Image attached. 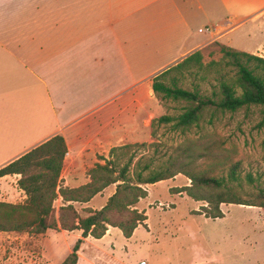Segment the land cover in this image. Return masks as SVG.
Wrapping results in <instances>:
<instances>
[{"label": "crops", "instance_id": "crops-1", "mask_svg": "<svg viewBox=\"0 0 264 264\" xmlns=\"http://www.w3.org/2000/svg\"><path fill=\"white\" fill-rule=\"evenodd\" d=\"M259 32L264 0H0V167L61 135L62 186L86 183L87 170L104 163L100 156L147 133L154 76L214 40L253 52L235 36L247 42ZM19 177H0V195L10 197L0 201L25 200ZM109 187L87 207L103 206ZM97 195L104 201L96 208ZM217 258L193 256L188 264Z\"/></svg>", "mask_w": 264, "mask_h": 264}, {"label": "rangeland", "instance_id": "rangeland-1", "mask_svg": "<svg viewBox=\"0 0 264 264\" xmlns=\"http://www.w3.org/2000/svg\"><path fill=\"white\" fill-rule=\"evenodd\" d=\"M263 34H251L247 42L240 41V35L235 38L240 45L251 47L253 52L250 53L264 57ZM222 45L217 40L211 41L203 52L198 50L202 67L194 63L180 68L173 65L164 81L188 90L197 88L202 94L210 95L218 89L221 76L231 77L235 72L234 66L226 63L228 59L221 52ZM155 96L157 103L153 118L163 114L176 116L187 105L184 100ZM261 118V107L253 105L234 112L205 107L199 121L184 130L175 128L174 121H155L137 141L152 145L137 149L133 163L143 155V159L151 160L153 166L159 165L170 154H175L178 146L207 149L209 155L195 163L196 169L226 178L229 162H238L240 184H229L242 198L256 200L258 190L264 188V127L258 125ZM248 174L252 176V183L247 181ZM63 180L60 185L64 184ZM189 182L187 176L178 173L169 179L143 184L146 195L134 206L138 210L146 209L150 230L141 224L128 240L118 228L108 226L100 237L105 236L102 240L92 236L84 239L88 245L81 244L84 248L78 253L77 264H115L114 259L127 264H140L141 259L147 264H188L193 256L218 257L210 264H264V207L222 203L220 208L224 216L211 219L194 212L205 204L203 201L190 198L184 191L176 193L170 189ZM113 188L115 184H111L106 192ZM8 198L0 195V200ZM11 200L20 202L24 199ZM103 201L104 196L97 195L90 205L97 208ZM62 202L58 196L54 200L55 207ZM72 204L81 217L88 215L85 202ZM76 233L81 235L80 230L61 229H48L41 234L26 230L0 231V264H61L78 238ZM93 245L97 247L94 254L85 250H91ZM88 251L89 257L86 256Z\"/></svg>", "mask_w": 264, "mask_h": 264}, {"label": "trees", "instance_id": "trees-1", "mask_svg": "<svg viewBox=\"0 0 264 264\" xmlns=\"http://www.w3.org/2000/svg\"><path fill=\"white\" fill-rule=\"evenodd\" d=\"M221 52L234 66L233 76H221L218 89L210 95L202 94L197 88L188 90L174 82L164 81L172 67L163 70L151 80L156 95L173 100H184L187 105L176 116L163 114L151 120L173 122L181 130L196 124L205 107L234 112L242 107L260 106L262 118L259 126L264 127V57L247 51L222 45ZM191 63L202 67L201 54L197 50L173 67H188ZM152 143L134 142L111 147L108 156H100L104 163H95L87 170L89 180L75 187L60 185V173L66 153V144L61 135H55L29 149L19 157L0 167V177L20 174L17 185L26 195L22 202L0 201V231H30L45 233L48 229L65 231L80 230L81 236L74 242L71 251L61 264H77L78 251L83 238L88 235L100 238L108 226L118 228L126 238L130 237L139 224L147 218L145 211L134 204L146 195L143 184H153L181 173L190 182L181 187H171L173 192L184 191L190 198L203 201L194 212L211 219L224 216L222 203H236L264 207V188L258 190L256 200H246L229 183L240 184L239 163L229 162L226 178L214 176L207 170H197L195 163L209 155L205 149L195 150L190 145L178 146L165 162L153 166L151 160L140 155L133 163L137 149ZM130 150H132L130 152ZM133 166V168H132ZM247 181L252 183L250 174ZM115 184L113 193L99 209L88 208V215L81 217L72 202H88L105 187ZM61 196L62 204L55 207L54 200Z\"/></svg>", "mask_w": 264, "mask_h": 264}, {"label": "built area", "instance_id": "built-area-1", "mask_svg": "<svg viewBox=\"0 0 264 264\" xmlns=\"http://www.w3.org/2000/svg\"><path fill=\"white\" fill-rule=\"evenodd\" d=\"M202 30L203 28H199V31H202ZM140 264H145V261L144 260L140 261Z\"/></svg>", "mask_w": 264, "mask_h": 264}]
</instances>
